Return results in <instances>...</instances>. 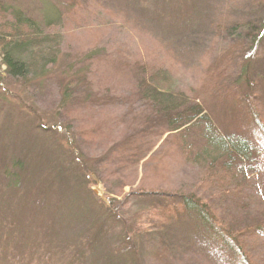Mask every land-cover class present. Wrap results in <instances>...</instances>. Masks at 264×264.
<instances>
[{
  "label": "rangeland",
  "instance_id": "rangeland-1",
  "mask_svg": "<svg viewBox=\"0 0 264 264\" xmlns=\"http://www.w3.org/2000/svg\"><path fill=\"white\" fill-rule=\"evenodd\" d=\"M217 1L0 0V33H10L4 31L7 22L12 21L10 8L19 9L36 21L45 35L61 42L57 68L50 70L47 78L35 77L26 90L22 81L9 78L8 68L0 56V135L3 140L0 149L4 147L7 151L3 158L6 166L20 158L26 167L19 180L20 192L26 196L17 195L11 211L16 214L17 208H26L34 196L37 202L43 201L42 195L46 202L40 203H46L48 210L34 218L30 215L33 219L27 221L26 228L31 241L25 239L27 236L19 235L25 239L22 240L24 243H36L35 248L26 250L22 256L27 262L15 261L14 255L21 250L17 251L12 241L5 250L3 239L7 236L4 232H1L0 256L2 251H9L7 255L13 259V264H47L46 252L57 249L67 253L72 242L81 247L82 241L95 233L96 228L91 226L95 220L102 222L105 214L98 211L94 200L108 204V198L115 195L109 194L104 182L95 174L88 173L86 161L99 166V160L112 148L110 161L118 164V153L125 146L115 148L114 145L124 139L131 128L141 127L151 117L152 112L138 100L134 90L136 77L144 64L156 66L160 63L171 72V84L176 92L189 94L209 112L213 111L219 120H231L230 101L217 94V90L224 82L230 85L238 78V62L234 60L229 68L224 63L212 62L217 53L214 49L222 45L215 40L211 24L217 20ZM259 14L254 15L255 19ZM52 20L57 22L47 26ZM261 52L263 57L257 61L256 69L263 79L257 97L258 103L264 105V45ZM69 70L79 74L72 88L76 90L73 95L77 99L63 109L59 105L60 84L64 86ZM221 73L224 79H220ZM246 112L240 108L236 120L226 121L223 130L236 133L253 130L257 140L264 144V138L255 131V123L246 118ZM59 127L68 129L60 131ZM167 135L162 140H157L154 134L144 139L149 147H153L152 156L142 161L136 176L129 178L136 179L135 184L124 187L117 195L120 201L139 190L170 192L180 187L184 192L192 191L189 182L195 177L198 179L200 172L186 163V158L177 150L164 144ZM71 148L80 159L78 169L70 168L75 160ZM3 167L0 162V183ZM116 177L112 173L108 179L119 188L120 181ZM134 204L145 207L149 213L156 205L165 207L168 201L148 198ZM55 205L56 212H52ZM218 205L215 206L221 214L219 209L222 207ZM255 207L249 213L254 222L264 216V208L257 213ZM231 211L233 215L238 212ZM6 216L11 221L16 219L10 212ZM226 216L229 221L232 219L231 215ZM151 218L157 219L152 215ZM117 227V223L107 221L102 231L101 252L85 253L82 264H106L107 261L109 264H127V259L116 252L120 236ZM206 230L199 222L187 217L166 226L163 231L145 235L143 241L149 244V250L142 262L166 264L165 258L157 256L160 249L167 252L166 260L170 264H242L214 230ZM245 247L252 250V253L248 252L254 257V264H264V245L256 244L252 239L246 241ZM54 259L58 264H66L59 257Z\"/></svg>",
  "mask_w": 264,
  "mask_h": 264
},
{
  "label": "trees",
  "instance_id": "trees-1",
  "mask_svg": "<svg viewBox=\"0 0 264 264\" xmlns=\"http://www.w3.org/2000/svg\"><path fill=\"white\" fill-rule=\"evenodd\" d=\"M216 3L217 20L211 24L215 40L222 42V45L219 44V49H214L217 53L212 62L220 65L224 63L228 68L232 67L234 60L238 62V78L230 85L224 82L221 89L217 90V94L230 101L231 120L226 118L225 122L235 121L241 108L247 111L246 118L255 123V131H259L264 138V105L258 103L257 97L263 76L256 69L257 61L263 57L261 50L264 45V0H218ZM10 12L12 21L7 22L5 25L7 28L4 29L10 33H0V56L3 57V65L8 68L6 73L9 78L22 81L26 90L27 86L30 87L34 83L35 77L41 75L47 78L50 70L57 68L61 42H57L56 37L45 35L38 23L28 18L23 11L10 8ZM257 12L260 14L255 19L254 15ZM56 19L59 20L60 17L57 16ZM55 22L57 21L52 20L47 26ZM217 42H214L215 46L218 45ZM141 70L136 77L134 90L137 92L138 100L152 112L151 117L143 122L141 127L139 125L131 128L127 136L114 145L115 148L125 146L118 153V164L110 161L111 152L114 150L112 148L105 154L106 158L99 160V166H96L98 169L94 162L88 164L86 161L88 173L95 174L103 181L109 194L113 193L115 197L108 198V204L94 200L96 208L101 213L104 212L105 217L102 222L94 221L91 228L95 227L96 231L81 240V247L72 242L67 253L65 250L57 249L53 252L52 249V254L51 251L46 252L49 258L45 259V262L58 264L54 257H59L60 261L63 259L66 264H82L86 259L85 253L101 252L104 239L102 231L107 226V221H111L118 224L117 232H120L116 252L127 259V264H144L142 260L146 257L149 244L144 243L143 237L149 236L152 232L163 231L166 226L188 217L196 223L199 222L200 226L208 231L214 230L218 238L225 242V247L230 249L229 252H234V256L240 259L242 264H254V257L249 255L252 250L245 247V243L253 239L256 244L264 245V216L254 222L249 214L255 206L258 210L254 208V211L257 213L264 208V144L257 140L253 130L250 132L244 129V133L225 132L223 130L225 122L215 117L213 111L209 112L204 105L196 99H191L184 91L174 90L171 72L164 69L160 63L156 66L144 64ZM67 73L64 86L60 84L59 105L63 109L67 108L65 105H69V102L77 99L73 95L76 90L73 91L72 88L79 74L70 70ZM219 77L224 79L223 73ZM61 119L64 123V119L62 117ZM59 128L60 131L68 129ZM152 134L157 140H162L168 134L164 144L184 156L186 163L193 169H198L199 178L194 175L195 179L189 182L193 187L191 192H184L180 187H175L174 191L170 192L139 190L133 191L120 201L117 195L124 187H132L135 184L136 179L132 181L129 178L136 176L142 161L152 156L150 153L153 147H149L147 141L144 142V139ZM1 137L2 135L0 141H3ZM72 150L74 157L75 150L74 148ZM6 153V149L2 147L0 162L4 167L1 170L0 183V240L3 238L1 232H4L7 236L3 239L5 250L12 241L16 250H21L17 256L14 255L15 261L24 263L27 262L26 258L22 257L25 256V251L32 249L31 247L35 248L36 245L30 242L26 223L41 212L48 213V210L45 207L46 203H40L46 202L42 195L43 201L37 202L34 196L26 208H17L16 214L12 213L13 205H16V196L20 194L26 196L20 192L22 189L19 182L20 177L26 172V167L20 158L12 162L11 166H6L3 159ZM74 158L70 168L78 169L80 159L76 156ZM105 162L109 165H105ZM112 173L117 175L121 187H114L113 181L108 179ZM148 198L166 199L168 204L165 207L156 205L155 209H158H153L149 213L143 206H134L135 202ZM215 205L222 207L219 209L221 214ZM55 206L52 212H56L57 205ZM225 208L226 211H223ZM231 210L238 211L234 212L236 216ZM8 212L16 215V219L11 221L9 217H5ZM151 215L157 219H152ZM226 215H231L232 219L229 221ZM19 235L24 238L27 236L25 239L30 240L28 244L27 241L22 242L25 239ZM2 252L0 264H13V259H9L7 255L9 251ZM158 255L165 258L166 264H170L166 260L165 250L159 249Z\"/></svg>",
  "mask_w": 264,
  "mask_h": 264
},
{
  "label": "water",
  "instance_id": "water-1",
  "mask_svg": "<svg viewBox=\"0 0 264 264\" xmlns=\"http://www.w3.org/2000/svg\"><path fill=\"white\" fill-rule=\"evenodd\" d=\"M95 193L97 194V192L95 191Z\"/></svg>",
  "mask_w": 264,
  "mask_h": 264
}]
</instances>
